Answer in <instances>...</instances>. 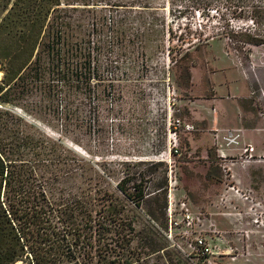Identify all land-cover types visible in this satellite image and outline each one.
<instances>
[{"label": "rangeland", "instance_id": "374dc122", "mask_svg": "<svg viewBox=\"0 0 264 264\" xmlns=\"http://www.w3.org/2000/svg\"><path fill=\"white\" fill-rule=\"evenodd\" d=\"M63 2L77 46L67 65L95 75L67 92L0 99V135L7 119L37 141L53 158L39 171L66 196L88 199L93 185L98 215L109 200L123 203L140 264H264V42L246 41L264 39V0L201 10L169 0ZM231 29L244 32L239 45ZM227 130L239 132L237 144L214 137ZM123 177L134 193V182L143 188L139 204L118 188ZM116 241L100 227L96 264L106 249L115 264Z\"/></svg>", "mask_w": 264, "mask_h": 264}, {"label": "trees", "instance_id": "16d2710c", "mask_svg": "<svg viewBox=\"0 0 264 264\" xmlns=\"http://www.w3.org/2000/svg\"><path fill=\"white\" fill-rule=\"evenodd\" d=\"M214 1L169 0L171 5L178 3L197 10L211 8ZM258 5L251 4L252 15ZM67 7L63 0H0L1 100H11L8 94L24 89L45 87L56 94L67 92L78 83L88 84L94 72L67 65L71 51L77 47L70 39L71 16ZM250 18L255 22L253 16ZM231 34L238 45L244 41V32L231 29ZM246 41L261 43L264 39L252 36ZM98 43L103 45L101 40ZM83 51L89 57L91 48L86 51L83 46ZM2 133L0 264L21 260L26 264H96V234L100 227L117 233L115 264H140L141 250L134 259L130 254L131 227L130 220L120 212L123 203L112 204L109 200L98 215L97 190L93 185L88 187V199L82 194L66 196L39 171L41 164L53 163V158L37 141L28 139L7 119ZM64 173L56 171L54 177L62 178ZM126 179L117 182L118 188L139 204L145 195L143 188L134 182V193L125 186ZM102 259L104 264L112 263L107 249Z\"/></svg>", "mask_w": 264, "mask_h": 264}, {"label": "built area", "instance_id": "2783aa9c", "mask_svg": "<svg viewBox=\"0 0 264 264\" xmlns=\"http://www.w3.org/2000/svg\"><path fill=\"white\" fill-rule=\"evenodd\" d=\"M217 141L223 140L226 142V144L232 145V144H237L239 142V132H235L234 130H227L220 134L219 132L215 133L214 136ZM253 151H254V146L251 144H245L243 146L242 152L245 154V158H251L253 157ZM221 154L225 155V152L221 149ZM246 198H249V194L246 195ZM183 217L186 218L189 222L194 219V214L189 210L187 206H183ZM197 219H199V216H196ZM199 243H203L202 238L198 237ZM205 250L208 251L211 246H204Z\"/></svg>", "mask_w": 264, "mask_h": 264}, {"label": "bare ground", "instance_id": "6f19581e", "mask_svg": "<svg viewBox=\"0 0 264 264\" xmlns=\"http://www.w3.org/2000/svg\"><path fill=\"white\" fill-rule=\"evenodd\" d=\"M0 76H1V71H0ZM19 262V261H18Z\"/></svg>", "mask_w": 264, "mask_h": 264}]
</instances>
